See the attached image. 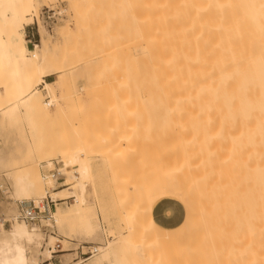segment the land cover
Returning a JSON list of instances; mask_svg holds the SVG:
<instances>
[{
    "label": "bare ground",
    "instance_id": "6f19581e",
    "mask_svg": "<svg viewBox=\"0 0 264 264\" xmlns=\"http://www.w3.org/2000/svg\"><path fill=\"white\" fill-rule=\"evenodd\" d=\"M35 1L0 0V80L2 82L0 112H3V117L7 118L13 113L21 111L25 118L31 121L33 130H36L35 123L38 120H46L51 117V107H55L54 114L56 116L54 117L59 116L64 111V107L59 105L60 99L58 98L60 97L54 94L53 86L55 82H48L43 76V67L47 58L44 54L48 52L44 48L46 46L45 42L42 46L36 45L32 50L26 45L25 26L31 20L28 16L35 8ZM126 1L129 9L136 12L134 14L130 10L135 15L133 17L135 22L141 21V27H138L137 30L140 33L143 31L141 34L142 40H140L142 45L138 42L142 49L141 46H136L138 45L136 41V39L139 41L138 38L135 40L132 38L133 43H135H132V46L140 48L141 51L143 50V54L146 53V58L144 56L143 58L148 60V69L154 74V77L157 75L160 77V89L165 92L166 100H171L170 103L165 105L167 109L164 110H168L166 112L170 116L172 115V121L171 119L167 121L170 120L173 125L172 131H174L176 139L172 138L175 139L178 147L175 146L177 147V150L175 149L176 157L171 155L172 151L167 150L174 159L172 160L167 155L169 157L167 161H171V163L174 161V164L171 165L170 163V165L174 167L175 171H177L175 167L178 166L181 175L179 179V199L181 203L188 204L186 206L188 219L179 228L180 240L184 239L186 241L188 236L189 242L188 240L187 242L189 245L191 239L192 242L195 241L193 243L197 244L198 249L193 248L191 250L190 248L188 250H191L192 253L194 249L197 251L196 254L198 253L199 256L193 257L194 253L192 256V260L198 257L197 261H200L199 258H204V256L208 257L207 254L211 249H218L215 248L218 244H215L213 240H217L215 242L219 241V244L221 243L219 247L230 244L228 242L230 236L228 235L232 234L230 233L232 232L230 229L232 221L230 220L231 222H228L230 226H227L225 225L227 221L223 217L227 215L225 207L227 208L229 205L232 207L231 204H237V202L233 198L231 199L229 195H237L238 193L240 196L245 193L250 195L251 191L248 192V189H250L252 190V197L251 195L250 197L246 196L244 197L245 200L240 202H243L241 204L244 205V209L252 206V211L249 209L247 212L245 210L243 212V214L249 215L251 213V216L241 217V222L239 218V221L236 220V217V219L233 218L236 215H232L233 221L241 222L242 224L238 223L241 226L244 222L246 226V230L245 227L239 229L245 233H243V236L240 231V234H237L239 235L237 238L239 243H235L240 246L239 253H243L242 256L245 253L243 257L251 255L250 262L252 264H264V191L259 190L260 179H264V8L261 7L264 5V0ZM74 3L75 0L72 1V4ZM79 11L80 9L76 12ZM138 26H140V23ZM42 49L45 51L44 53ZM146 66L144 65V67ZM41 85L42 89H39L38 87ZM43 92L47 96L45 102L42 100ZM61 97L64 98V96ZM161 110L163 111V109ZM145 135L148 136V134ZM131 137H133V134ZM167 139H171V137L165 140ZM165 140L163 141H168ZM174 144L172 145L174 146ZM140 148L137 147V149ZM143 148L145 150V147ZM58 151H55V155L61 156L66 161L64 163L65 168L59 169L60 176L68 177L70 180L77 179L71 173V168L77 166L82 181L77 182L80 194L73 193L71 195L74 199L71 206L66 210H62L56 204L55 213L52 215L54 223L62 225L63 221L66 222L65 220H78L83 224V230L86 234L98 235L100 229L97 230L92 227L83 213L86 210L84 206L86 186L83 179L86 181V178L91 174L90 163L81 161L78 152L67 154L61 152L63 155H60L61 153ZM165 151H163L164 154ZM155 152L153 151V153ZM137 155L139 156V153ZM150 155H152V152ZM40 158L50 159V156L41 153ZM154 159L156 158L154 157ZM177 159L179 165H177ZM165 160L166 158H164ZM175 164L176 166H174ZM167 166L169 167V165ZM173 167H170V169L173 170ZM10 179L12 181V200L15 198L14 202L17 203V206H13L12 209L10 205L11 209L7 208L10 215H6L14 217L9 228L0 227V261L40 264V256L46 261H50L54 252L52 249L53 252L50 250V246H45V250H41L45 242L44 234L37 226L29 227L25 221L17 219L16 215L20 209L19 203L23 207L29 208L33 202L38 204L44 199H49L55 203L62 200L58 193H55L56 191L50 195H47L44 191V184H48L50 181L51 185H54L52 184L54 181L50 177L44 178L38 172L32 173L29 170H22ZM243 190L245 193H242ZM235 195L234 197H236ZM227 196H229L228 200ZM234 199H237V197ZM239 199L243 200V197ZM226 201L231 203L226 206ZM252 202L253 205H251ZM234 206L236 208L239 206L237 208L239 210L241 207L242 211L243 206L239 204ZM230 207L228 209L231 212L230 209L233 207ZM43 209L44 207H42V211ZM232 210H235V208ZM239 214L237 213V216ZM229 217L230 215L227 216L226 220ZM190 218L192 219V223L190 222L192 237L185 234L186 224L190 221ZM44 221L50 222V220ZM236 221H234L232 227H235ZM67 225L70 224L67 223ZM222 225L225 230L220 227ZM225 226L230 227L228 237H226V239L228 238L227 243L223 242V240H226L224 239L225 233H228ZM144 228L143 231L146 230V227ZM238 228L240 227L236 229ZM129 229H131V226H129ZM147 229L146 232L144 231L146 235H148L147 232L150 231V227H147ZM134 233L129 234L127 238L121 241V243H126L127 247L129 241V248H131L132 253L134 249L141 245V249L148 247L145 243L142 244V240V243L138 242L140 244L138 246L137 238L133 236ZM149 235L148 237H151L150 233ZM183 235L184 238H182ZM145 236L143 237L142 234V239L147 241L149 238L145 239ZM197 239L200 240L197 242ZM203 239L208 240L207 243L212 240L211 242L215 247L211 248L210 245H213L210 243L206 247L208 244L205 243L207 244L205 246V240L203 241ZM185 241L181 244L187 245ZM200 241L203 243H200L202 246L204 245L203 247L200 246ZM146 243H149V241ZM47 244L50 245V243ZM189 245L186 247L188 248ZM110 248V243L103 247H90L93 253L91 257L102 254ZM200 248H204V251L201 250L202 253L199 251ZM226 248L228 247L222 248L223 251L218 250L220 253L223 252L222 258L225 254L224 251L229 252V248ZM232 248L235 250V246ZM149 251L151 252V250ZM146 254L145 257L144 254L143 257L141 256L145 260L149 258V254ZM186 256L189 257L187 253ZM117 260L114 259V263L109 262L117 264ZM99 264L102 263L99 262ZM184 264H186L185 261Z\"/></svg>",
    "mask_w": 264,
    "mask_h": 264
},
{
    "label": "rangeland",
    "instance_id": "374dc122",
    "mask_svg": "<svg viewBox=\"0 0 264 264\" xmlns=\"http://www.w3.org/2000/svg\"><path fill=\"white\" fill-rule=\"evenodd\" d=\"M72 1L74 2V0H36L35 8L28 16L32 21L30 20V24L25 26V32H28L29 28H33L34 32H37L35 46H42L45 42L44 48L48 52L44 54L47 58L43 67V76L46 81L55 82L54 94L60 97L58 98L60 99L59 105L64 107V111L54 117L56 116L54 114L55 107H51V117L46 120H38L35 123L36 130L32 129L31 121L27 120L21 111H17L7 118H4L3 112H0V212L10 215L11 206L12 209L13 206H17V203L14 202L15 198L12 200L10 178L22 170L38 172L41 177L51 178L52 171L65 168L64 163H66L61 156L55 155V151L59 150V153L65 152L66 154L78 152L80 160L88 161L91 166L89 179L86 178V181L83 179L86 186L84 193L86 210L83 213L92 227L100 229L99 234L94 236L86 234L83 224L78 220H65L70 225L64 221L62 225L54 223L52 215L55 213L56 204L62 210H66L74 203L71 195L73 193L80 194L77 186V182L82 181L80 180L79 167H73L71 173L77 179L70 180L68 177L60 176L57 179L52 178L55 182L52 183L54 185H51L50 181L48 184H44V191L47 195L56 191L55 193H58L62 200L50 203L48 212L42 214L41 222L37 225L45 238L41 250H45V246H50V250L54 251L51 250L53 257L50 261H46L40 256V264H99V262L111 264V262H115L114 259H118L117 264H184V261L186 264H252L250 262L251 255L243 257L245 253L242 256L243 253H239L240 246L237 245L239 243L237 234H240V231L241 235L245 233L239 229L245 227L246 230L244 222L241 226L240 218L251 216V213L250 215L243 214L244 210L247 212L251 209L252 211V206H248L250 205L249 201H247L249 204L245 209L241 204L243 202H240L245 200L244 197H250L252 194L250 189H248V192L251 191L250 195H246L244 190L242 193H245V196H240L239 193L229 195L237 204L243 206L242 211L241 207L240 210L237 209L239 206L233 207V205H237L235 202H233L235 204H231L233 208L230 207L229 204L232 200L231 202L226 201V206H229L225 207V213H227L223 217L227 221L225 225L228 226V222L232 221L231 228L229 227L232 234H229L230 229L225 226L228 233H225L224 239L230 236L228 242L231 245L228 244L224 247L229 248L230 245L229 252L224 251L226 255L224 254L222 258L223 252L220 253L218 250L223 251L224 247L222 245L219 247L221 243L213 240L215 244H218L215 247L212 240H209L208 243L213 245L210 247L218 249L209 247V250L214 251L208 250V257L199 258L200 261H197L198 257L194 258L196 261L192 260L193 257L199 256L198 253L196 254L197 244L195 245V241L193 243L191 239L189 245V237L185 236V241L184 239L180 240L179 235L180 225L188 219L186 207L188 204L181 203L179 199L181 175L178 166H176L177 163L179 165V161L175 160L177 163L174 166L177 171L171 166L174 161L172 163L170 160V162L167 161L169 158L167 155L174 160L171 155L176 157L175 152L178 147L175 143V133L172 131V115L170 116L166 112L168 110H164L167 109L165 105L171 100H166L165 92L160 89V77L158 75L154 77V74L148 69V60L144 59L147 55L143 54V50H140V48L142 49L140 40H142L143 31L140 33L137 29L141 27V21L135 22L133 13L136 12L129 9L126 0H75L76 6L75 3L72 4ZM79 9L80 11L76 12ZM137 15L142 16L141 14ZM137 21L139 20L137 19ZM139 23L140 26H138ZM132 38L139 39L136 41L141 45L136 46H141L140 48L132 46L135 44ZM27 40L26 38L27 47L30 50L34 49L28 45ZM144 65H147V68ZM1 87L0 80V94L2 93ZM38 88L42 89V85ZM44 93L42 100L45 102L47 96ZM161 94L165 98H162ZM168 119L171 121L168 122ZM158 129L160 130L157 132ZM132 134L133 137H131ZM169 137L172 140L175 138L172 143H170L171 139H167L170 140L171 145L165 140ZM157 141L158 143H156ZM166 143L168 144L166 145ZM137 147L141 148L137 149ZM162 149L173 153L169 155L170 153L165 151L164 154ZM153 151L157 152L153 153ZM151 152L152 155H150ZM41 153L48 154L50 159H41ZM62 153L60 155H63ZM163 157L166 158L165 161ZM170 167H173L174 171ZM263 182L264 179H260V191H264ZM234 195L237 199H234L236 198ZM229 196H227V200ZM241 197L243 200L239 199ZM48 201L51 202L49 199L43 200L45 205ZM175 203L180 205V212H178ZM244 203L246 204V202ZM229 207L235 208V210L230 209V212ZM7 208L9 209L7 210ZM235 211L240 213V217ZM229 215L231 218L226 220ZM232 215H236L233 218H237L236 220L239 218L241 221L234 220L236 221L235 227H232L234 223ZM154 219L162 228L156 224ZM44 220H50V222ZM179 221L180 225L178 226ZM190 222L192 223L191 218L187 222L188 225L186 224L185 234L192 237ZM236 226L240 228L236 229ZM29 227L32 226L29 225ZM144 227H146L145 232L148 230L147 227H150L147 234L150 233L151 237H148L143 231ZM220 227L225 230L223 225ZM133 232L136 233L133 236L137 238V244L143 242L142 244L145 243L148 249H141L142 245L139 244L140 247L134 249L132 253L129 241L128 247L126 243H121ZM142 234L143 237L146 235L145 239L149 238L147 239L149 243L142 239ZM232 235L233 237H231ZM51 238L53 239L51 240ZM228 238L223 242L227 243ZM183 241L187 245L181 244ZM203 241L205 244L208 240L203 239ZM109 243L111 248L104 251V254L97 253L98 255L93 258L82 254L88 251V247H103ZM200 243L202 242L200 241ZM202 244H200L201 247L204 246ZM208 246L209 244L206 247ZM231 246H235V250ZM236 247L238 248L236 249ZM190 248L191 250L196 249L193 250L195 255L191 250H188ZM204 248H200L199 251H204ZM186 253L189 257L186 256ZM118 254L120 257L117 256ZM143 254L144 257L145 254H149V258L143 259ZM209 254L211 255L209 256Z\"/></svg>",
    "mask_w": 264,
    "mask_h": 264
},
{
    "label": "built area",
    "instance_id": "2783aa9c",
    "mask_svg": "<svg viewBox=\"0 0 264 264\" xmlns=\"http://www.w3.org/2000/svg\"><path fill=\"white\" fill-rule=\"evenodd\" d=\"M53 23V22H51ZM30 30L28 32H25V36L28 39L27 43L28 45H31L33 48L35 47L36 43V36L35 34H37V32H34L33 28H29ZM58 166V165H57ZM58 177H60V171L59 169H56L55 171H52V175L51 178L53 179H57ZM2 194H4V192H2ZM50 203H54L53 201L51 202H46V205L44 204V202H40L38 204H35V202L32 203V206L29 208H25L22 206L21 203H19L20 205V209L17 216V219L25 221L28 225L36 227L37 225H39V223L41 222L42 219V214L47 213L48 212V208ZM42 207H44L43 211H42ZM0 210H1V206H0ZM13 216H8L2 212H0V227L6 228L9 227L11 222L13 221ZM88 251L86 253H82L83 255H88L89 258L92 256V251L90 249V247H88Z\"/></svg>",
    "mask_w": 264,
    "mask_h": 264
},
{
    "label": "snow or ice",
    "instance_id": "6c2138e0",
    "mask_svg": "<svg viewBox=\"0 0 264 264\" xmlns=\"http://www.w3.org/2000/svg\"><path fill=\"white\" fill-rule=\"evenodd\" d=\"M264 8V5L261 6ZM154 227V225H153ZM0 264H23V262H18V261H0Z\"/></svg>",
    "mask_w": 264,
    "mask_h": 264
},
{
    "label": "crops",
    "instance_id": "0c3cea01",
    "mask_svg": "<svg viewBox=\"0 0 264 264\" xmlns=\"http://www.w3.org/2000/svg\"><path fill=\"white\" fill-rule=\"evenodd\" d=\"M175 205H176V207H177V209H178V212H180V205H178V204H176L175 203ZM155 206V205H154ZM154 208V207H153ZM152 212H153V210H152ZM153 214V213H152ZM154 218V217H153ZM155 220V219H154ZM155 222H156V220H155ZM156 224L158 225V226H160L157 222H156ZM180 225V221L178 222V226ZM161 227V226H160ZM162 228V227H161ZM164 229V228H163ZM167 230V229H166ZM85 248V247H84Z\"/></svg>",
    "mask_w": 264,
    "mask_h": 264
}]
</instances>
